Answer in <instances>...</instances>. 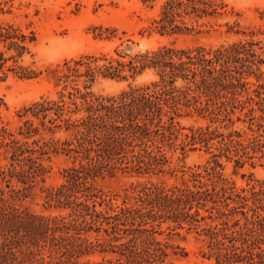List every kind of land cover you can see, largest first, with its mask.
<instances>
[{
  "label": "trees",
  "instance_id": "1",
  "mask_svg": "<svg viewBox=\"0 0 264 264\" xmlns=\"http://www.w3.org/2000/svg\"><path fill=\"white\" fill-rule=\"evenodd\" d=\"M224 7L223 0H160L151 23L160 35L199 33L204 20ZM34 40L32 32L0 22L1 77L8 71L36 76L18 64ZM262 54L260 41L247 39L216 47L170 43L126 60L116 52L117 57L64 61L55 98L24 107L25 119L15 131L0 123V264H92L81 258L95 253L102 255L95 264H175L187 252L158 237L166 223L168 229L186 226L202 235V255L213 264H264V179L237 190L220 172L223 159L235 167L254 166L264 154ZM147 70L155 75L149 83L129 84L115 95L90 89L98 77L129 80ZM193 115L208 122L180 125L179 118ZM234 115L247 122L249 133L220 130ZM60 131L69 136L55 138ZM177 149L209 154L180 184L131 183V193L116 205L95 184L117 173H163ZM56 153L71 158L72 165L63 169L62 183L44 187L46 161ZM38 186L47 207L65 212L24 207Z\"/></svg>",
  "mask_w": 264,
  "mask_h": 264
},
{
  "label": "rangeland",
  "instance_id": "2",
  "mask_svg": "<svg viewBox=\"0 0 264 264\" xmlns=\"http://www.w3.org/2000/svg\"><path fill=\"white\" fill-rule=\"evenodd\" d=\"M225 7L205 21L201 32L180 35H160L153 28L152 19L157 16L160 0L144 3L141 0H0V22L12 23L24 33L34 34L35 40L30 43L29 52L24 54L18 64L28 67L36 73L31 78H22L13 71L1 77L0 71V123L15 131L25 119L23 108L41 97L55 98L62 84H57V74L64 68L66 60L77 59L85 55L117 57L116 52L123 55V60L135 53L155 49L162 45L174 43L179 47L205 45L216 47L237 40L253 39L260 41L264 50V0H223ZM264 58V54L261 55ZM7 64H12L9 60ZM6 68H4L5 70ZM264 70V64L261 66ZM6 71V70H5ZM155 78L151 70L129 80H114L98 77L91 86L94 94L115 95L126 89L129 84L143 85ZM255 81V77L249 78ZM82 84L80 79L79 85ZM242 119L244 116L240 115ZM233 116L229 130H246L247 122L238 121ZM184 127L205 125L208 120L199 116L179 118ZM255 129V126H253ZM188 132V129L182 130ZM264 138V131H259ZM48 137L49 135H45ZM63 139L69 134L63 131L53 135ZM179 141V140H178ZM264 153V147H263ZM261 153H257V156ZM209 154L204 149H179L169 154V163L163 173L142 176L117 173L96 179V186L101 188L112 199L111 205L120 204L131 183L163 182L166 185L187 180L197 166L205 164ZM255 165L248 162L243 167H235L233 161L222 160L221 177L229 185L240 190L251 183V179H264V154L255 158ZM4 163V161H2ZM48 172L45 175L44 187L57 186L63 182V169L72 165V159L62 153L51 154L46 161ZM216 180V178H214ZM210 182V181H208ZM221 181H216L219 187ZM0 185H3L0 177ZM45 192L39 186L33 196L23 200L22 205L34 212L45 214L64 213L44 203ZM210 223V220H207ZM173 226L174 223L169 222ZM167 223L160 228L159 238H166L183 247L187 255L176 258L175 264H213V260L203 257L206 251L202 235L194 230L184 228L168 229ZM102 255L95 253L81 261L89 260L95 264Z\"/></svg>",
  "mask_w": 264,
  "mask_h": 264
}]
</instances>
